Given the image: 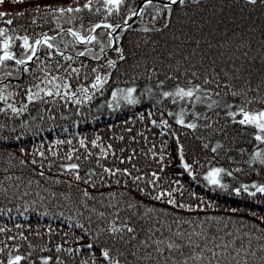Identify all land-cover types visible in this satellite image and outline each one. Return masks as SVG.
<instances>
[{
    "label": "snow or ice",
    "instance_id": "6c2138e0",
    "mask_svg": "<svg viewBox=\"0 0 264 264\" xmlns=\"http://www.w3.org/2000/svg\"><path fill=\"white\" fill-rule=\"evenodd\" d=\"M199 4L37 3L28 26H13L25 12H0L7 25L0 26V141L39 138L30 149L18 146L19 156L0 153L7 165L0 197L25 220L33 212L67 221V229L27 235L19 231L27 224L14 225L16 235L0 227L7 240L26 242L24 252L21 243L0 247V264H264V207L249 208L250 220L211 215L215 202L189 190L200 185L264 206V179L236 176H264V43L241 60L244 43L228 52V40L207 42L202 51L200 38L179 30L172 47L151 39ZM32 12L53 28L36 31ZM146 12L148 22L133 29L129 21ZM128 32L144 34L131 50ZM102 117L113 122L80 130Z\"/></svg>",
    "mask_w": 264,
    "mask_h": 264
},
{
    "label": "trees",
    "instance_id": "16d2710c",
    "mask_svg": "<svg viewBox=\"0 0 264 264\" xmlns=\"http://www.w3.org/2000/svg\"><path fill=\"white\" fill-rule=\"evenodd\" d=\"M70 2L71 0H22L20 3H15L13 0H0V12H7L10 15H14L18 12H25L26 15L24 17L13 19V26H28L30 23L28 19V9L33 7L35 4L39 3L43 9L45 4L61 5L68 4ZM139 2L140 0H135V3ZM31 15L37 18V24L40 25V27L36 28V31H48L49 29L53 28L51 23L44 24L37 13L32 12ZM46 19L50 21L51 18L47 17ZM149 19L150 17H148L146 12L145 19L143 21L137 18L131 22L132 28H138L141 23L146 24ZM180 19L183 21L182 24L180 23V20L174 19L172 30H169L163 36L151 34V39L159 40L161 44H164L165 41H167L168 47H172L174 43H179V41H172L171 37L173 35V31L179 30L181 33L187 32L191 36L200 38L202 41L200 46L202 51L206 49L207 42L220 44L225 40H228L229 45L226 49L228 52H234L240 43H244L245 47L241 48L240 51L236 53V55L241 57V60L244 59L242 55L243 52L249 51L250 54H255L257 50L262 48V43H264V5L259 3L255 6H246L244 0H200L199 6H189L187 9V14ZM193 20L196 21L195 24L192 23ZM0 26L7 27V25H2V23H0ZM64 26L67 27L68 25L65 24ZM28 31L29 33H32L33 29L29 27ZM126 36V48L130 50L132 49L133 43L136 42L137 36H139L141 39L144 38L143 33L128 32L126 33ZM181 39H183V36H181ZM157 47L159 49V46ZM139 51H145L143 44L141 45ZM12 83L14 86L15 81ZM118 115L123 116V114ZM3 119L4 118L0 116V122H3ZM111 122L113 121L102 117L101 120L94 125H81L80 130L91 132L93 128L103 129L105 123ZM115 130L119 132L120 128L117 127ZM38 139L39 138H32L29 136L21 142L9 141L7 145H5L3 141H0V153L12 151L15 152L17 156H19V152L17 150L18 146H25L30 149L34 142H38ZM141 143L143 142L141 141ZM221 163H223V161H221ZM6 166L7 165L4 163V156L0 155V180H3L6 175V173L3 171L4 167ZM13 171L14 174H20L19 167ZM245 171H247L246 166ZM25 175H27V173H25ZM236 176L237 180L243 182H248L251 179H264V176L258 177L254 173L250 175L237 173ZM226 179L230 186L236 184L237 182L231 178ZM189 190H195L197 192V197L203 196L206 198V200L210 199L215 202L218 207L215 210H210L211 215H221L225 217L231 216L233 218L244 217L250 220L252 218L248 216L249 208H252L253 210H259V208L264 207L254 204L249 198L246 197V195L236 196L235 194H229L228 191L221 190H216L213 192L210 189H206L200 185H192V188ZM185 198H188L187 192L185 193ZM6 206L12 208V212L7 216L0 215V227H4L6 225L9 229H11V232L8 234H17L18 230L14 227L16 224H27L31 226L30 228L19 229V231H24L26 235L30 231H36L38 228L41 232H43L44 227L48 225H51L58 230L62 228L67 229V221L62 220L61 218L50 219L47 216L39 217L33 212H28L26 213L28 219L25 220L23 217L18 215L14 204L6 205L3 197H0V208H5ZM229 208H238L240 211L236 213L226 211V209ZM50 210H52L51 207ZM182 215L194 216L197 215V213H182ZM200 215L204 214L200 213ZM73 230L79 232V230ZM28 238L35 244H40L42 242L41 238L35 236L29 235ZM13 243H21L22 247L20 251H26V242L9 241L6 239V234L0 233V247H3L4 244L11 246ZM44 254L54 255L55 253L54 251L52 253H39L38 250H34L33 252L34 256Z\"/></svg>",
    "mask_w": 264,
    "mask_h": 264
},
{
    "label": "bare ground",
    "instance_id": "6f19581e",
    "mask_svg": "<svg viewBox=\"0 0 264 264\" xmlns=\"http://www.w3.org/2000/svg\"><path fill=\"white\" fill-rule=\"evenodd\" d=\"M231 1V0H230ZM131 22H133V19L131 21H129V23L131 24Z\"/></svg>",
    "mask_w": 264,
    "mask_h": 264
},
{
    "label": "rangeland",
    "instance_id": "374dc122",
    "mask_svg": "<svg viewBox=\"0 0 264 264\" xmlns=\"http://www.w3.org/2000/svg\"><path fill=\"white\" fill-rule=\"evenodd\" d=\"M135 19H137V18H133V20H135Z\"/></svg>",
    "mask_w": 264,
    "mask_h": 264
},
{
    "label": "water",
    "instance_id": "95a60500",
    "mask_svg": "<svg viewBox=\"0 0 264 264\" xmlns=\"http://www.w3.org/2000/svg\"><path fill=\"white\" fill-rule=\"evenodd\" d=\"M135 18V17H134Z\"/></svg>",
    "mask_w": 264,
    "mask_h": 264
}]
</instances>
